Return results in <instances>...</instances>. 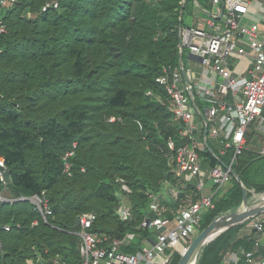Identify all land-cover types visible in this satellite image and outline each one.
<instances>
[{
    "label": "trees",
    "instance_id": "16d2710c",
    "mask_svg": "<svg viewBox=\"0 0 264 264\" xmlns=\"http://www.w3.org/2000/svg\"><path fill=\"white\" fill-rule=\"evenodd\" d=\"M47 1L17 0L0 13L8 26L0 36V154L12 168L11 180H0V193L6 189L18 197L45 190L53 209L45 221L28 199L0 202V264H45L37 261L34 246L47 257L59 254L64 264H82L73 224L89 210L96 214L93 230L117 238L134 233L122 245L126 252H137L153 237V229L143 225L154 216L148 192L159 190L164 176L175 181L167 140L183 141L180 122L168 123L169 96L156 78L164 66L180 68L181 51L185 62L189 50L179 47L181 29L195 18L197 3L208 0H57V8L43 11ZM112 115L121 119L111 121ZM74 141L68 175L62 156ZM210 145L200 152L205 166L219 163ZM261 166L264 155L251 148L237 156L241 182L233 178L215 198L201 229L217 215L236 211L244 186L249 202L264 193V179L253 178ZM118 175L130 191L118 189ZM121 205L130 208V217H121ZM241 225L210 238L197 264H223L229 244L240 251ZM245 240L243 250H252L253 237ZM181 255L175 252L170 264H178Z\"/></svg>",
    "mask_w": 264,
    "mask_h": 264
},
{
    "label": "built area",
    "instance_id": "2783aa9c",
    "mask_svg": "<svg viewBox=\"0 0 264 264\" xmlns=\"http://www.w3.org/2000/svg\"><path fill=\"white\" fill-rule=\"evenodd\" d=\"M208 1L216 6L221 19L209 16L205 26L182 27L179 43L181 50L187 48L200 57L198 80H192L195 71L183 63L180 68L164 66L156 78L169 96V108L180 122L178 136L183 141L178 143L173 137L167 140V162L175 181L168 177L164 180L163 190L148 192L149 208L154 216L145 219L143 225L150 226L154 235L145 238L137 252L129 253L122 249V245L126 238H133L134 233L128 232L125 238H117L97 232L93 230L96 214L83 213L79 215L80 224L76 231L81 239L82 264H170L174 253H183L202 230L204 213L215 207V198L228 189L233 178L237 180L233 173L234 163L250 141V129L264 135V22L242 23L253 0ZM16 2L0 0V13ZM51 7L57 8L58 1L45 2L42 10ZM7 30V23L0 15V36ZM241 56L252 59V66L243 73L236 71L232 63L233 59ZM211 74L221 78L223 90L216 88L211 81L204 83L207 75ZM147 93L151 95L153 91L149 89ZM198 99L202 101V106ZM116 119L121 118L115 115L109 118L111 121ZM139 124L142 126L141 122ZM210 143L219 147V163L205 166L200 152L211 147ZM76 147L77 141H74L72 148L62 156L63 171L68 175L73 174L71 158ZM259 153L264 155V142ZM0 165L7 166L1 154ZM0 180L7 183L1 170ZM123 188L130 191L126 184ZM187 189H192L191 196L183 199L181 195ZM167 197L185 205L173 208L165 202ZM8 199L30 200L45 221L53 214L45 190ZM118 213L123 219L131 216L130 208L125 205L119 207ZM37 223L38 219L32 222L33 225ZM247 225L253 237L252 250H234L224 255L223 264H240L243 260L247 264H264V212L250 217ZM4 228L9 230L10 225L6 224ZM54 264L64 262L58 259Z\"/></svg>",
    "mask_w": 264,
    "mask_h": 264
},
{
    "label": "water",
    "instance_id": "95a60500",
    "mask_svg": "<svg viewBox=\"0 0 264 264\" xmlns=\"http://www.w3.org/2000/svg\"><path fill=\"white\" fill-rule=\"evenodd\" d=\"M182 62L183 51H181V63ZM216 88L222 90L224 89L220 83L216 84ZM205 133H207V128ZM0 170L3 171L6 180L10 181L12 168L0 165ZM233 173L235 174L237 180L241 182V178L237 174L236 170H234ZM243 204L246 206L244 209L219 214L207 226H205L188 244L185 251L182 253L178 264H189L191 261H195L197 264L198 254L200 253L203 246L210 238L219 233L221 229L229 228L237 223L245 221L253 215L264 212V201L256 205H249L247 188L245 186L243 187ZM79 224L80 219L79 216H77L73 227L78 228Z\"/></svg>",
    "mask_w": 264,
    "mask_h": 264
},
{
    "label": "crops",
    "instance_id": "0c3cea01",
    "mask_svg": "<svg viewBox=\"0 0 264 264\" xmlns=\"http://www.w3.org/2000/svg\"><path fill=\"white\" fill-rule=\"evenodd\" d=\"M195 18L190 20V25L194 26H205V21L207 17L214 16L217 19H221V15H217V8L215 5H213L210 1H206L205 5H201L197 3V7L195 9ZM253 22H264V0H253L252 4L249 7L248 12L245 14V16L242 19L243 24H251ZM189 26V25H188ZM189 57V65L185 64L183 61L182 63L185 65V67L192 68L195 73L192 74V80L197 81L199 72L201 71V59L199 56L193 53H188ZM233 66L238 72H245L247 68L252 66V59L247 56H241L239 58L232 60ZM207 79L204 83H208V81H211L214 83V86L216 87L217 83H220L221 78L219 76L215 75H207ZM208 80V81H207ZM260 133V134H258ZM250 141H253L254 144L259 145V149L261 145L264 142V135L261 132L255 131L252 134L249 135ZM258 138V139H257ZM258 140L261 141V144H258ZM6 192L8 190L5 189ZM2 195L5 194L4 190L0 193ZM247 230L249 232V228L247 226ZM129 239L126 238V241Z\"/></svg>",
    "mask_w": 264,
    "mask_h": 264
},
{
    "label": "rangeland",
    "instance_id": "374dc122",
    "mask_svg": "<svg viewBox=\"0 0 264 264\" xmlns=\"http://www.w3.org/2000/svg\"><path fill=\"white\" fill-rule=\"evenodd\" d=\"M185 64H187V65H189V57H188V53H186V56H185ZM129 107H131V102H130V106ZM168 123L169 124H171V125H175L176 124V120H175V117L173 116V115H171L170 116V118H169V121H168ZM253 129H250V131H249V134H252L253 132ZM258 134H260V133H258ZM247 147L248 148H251L252 150H253V152L254 153H258L259 154V145H256V144H254V142L253 141H250L249 143H248V145H247ZM161 148H163V146H159V149L161 150ZM215 148L217 149V151H219V147L218 146H215ZM125 160H128V158L127 157H125ZM254 170H257V168H256V166H254L253 168H252V171H254ZM259 172L258 173H254V175H253V178L255 179V180H263L264 179V176H263V171H264V166H261L259 169ZM166 178H168V176L166 177V176H164L163 178H161L160 180H159V190H163L164 189V180L166 179ZM116 179H117V181H118V183H119V187H118V189L121 191V192H123L125 189L123 188V184H126V186L128 187V189H130L131 190V186H130V184L127 182V179L124 177V176H120V175H118L117 177H116ZM127 190V189H126ZM186 192H183L182 193V197H183V199H185V198H190V196H191V193H192V189L191 190H185ZM4 192H5V194L3 195V198L4 199H2V200H0V202L1 201H10L8 198H10V197H12L11 195H10V193L9 192H6L5 190H4ZM186 193H189L187 196H186ZM166 195V194H165ZM122 196V195H121ZM123 197H125V196H123ZM122 197V198H123ZM170 197H167L166 198V201L165 202H168V205H169V201H171L170 199H169ZM193 198H195V194H193ZM264 201V193H258L257 195H256V197L252 200V201H250L249 202V205H256V204H259V203H261V202H263ZM182 205H185V203H177L176 204V207H173V208H176V209H178V208H181L182 207ZM246 206L243 204V203H241V205L238 207V211L239 210H242V209H244ZM88 212H94V211H85V212H83V213H88ZM83 213H81V214H83ZM249 219L250 218H248V219H246L245 221H243V222H240V223H242V225L238 228V234H237V238H238V240L240 241V244L239 245H241V248L243 247L244 248V244H245V242H246V240L245 239H247V238H249L250 237V233L248 232V230H247V224L249 223ZM46 221H48V219L46 220ZM55 227H57V228H59V229H64V228H62V227H60V226H58V225H54ZM226 229H228V228H226ZM226 229H221L220 230V232L219 233H217L215 236H217V235H219V234H221V233H223ZM78 229H76V230H74L75 232L77 231ZM198 232H199V228H198ZM77 234V233H76ZM214 236V237H215ZM234 244V243H233ZM233 244H229L228 246H226L227 248H226V252H225V255L226 254H230V253H232L234 250H235V247L236 246H233ZM34 248V251L35 252H37V261H41L42 260V262H44L43 260H45V264H48V262H50L49 264H54L55 263V261L56 260H58V259H61V256L59 255V254H55V255H51V256H44L42 253H41V251H37L38 249H35V246L33 247ZM242 248V249H243ZM46 249H48L47 247L45 248V250ZM28 261V264H35L34 263V261L32 260H27Z\"/></svg>",
    "mask_w": 264,
    "mask_h": 264
},
{
    "label": "bare ground",
    "instance_id": "6f19581e",
    "mask_svg": "<svg viewBox=\"0 0 264 264\" xmlns=\"http://www.w3.org/2000/svg\"><path fill=\"white\" fill-rule=\"evenodd\" d=\"M189 264H196L195 261H191Z\"/></svg>",
    "mask_w": 264,
    "mask_h": 264
}]
</instances>
